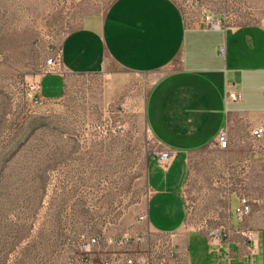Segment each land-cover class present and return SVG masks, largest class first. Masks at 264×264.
Masks as SVG:
<instances>
[{
    "label": "rangeland",
    "instance_id": "obj_1",
    "mask_svg": "<svg viewBox=\"0 0 264 264\" xmlns=\"http://www.w3.org/2000/svg\"><path fill=\"white\" fill-rule=\"evenodd\" d=\"M114 1L0 0V264H73L82 236L135 238L130 232L149 199L147 160L160 148L143 121L127 114L124 99L107 104V75L69 79L64 97L47 100L56 77L43 74L83 19L104 15ZM174 1L195 26L207 25V18L231 27L264 23V0ZM143 79L148 92L153 74ZM254 177L244 155L242 191L251 213L242 232L263 234L262 254L254 258L262 264L264 185ZM222 188L213 210L209 196H189L188 224L204 233L214 251L229 236V185ZM152 241L136 248L142 264H188L171 263L165 250L154 247L164 237L153 235ZM196 250L193 237L192 256ZM254 254L250 247L244 253Z\"/></svg>",
    "mask_w": 264,
    "mask_h": 264
},
{
    "label": "crops",
    "instance_id": "obj_2",
    "mask_svg": "<svg viewBox=\"0 0 264 264\" xmlns=\"http://www.w3.org/2000/svg\"><path fill=\"white\" fill-rule=\"evenodd\" d=\"M216 21L217 27L191 25L174 0H115L104 15L86 16L65 38L60 51L67 74L54 76L47 98L64 97L69 79L105 74L107 104L124 99L127 114L143 121L160 152L176 153L167 166L147 160V219L139 216L130 232L149 247L153 235L164 237L154 247L165 250L171 263L255 264L262 254L263 234H257L256 253L244 255L248 245L236 210L244 195V155L255 183L264 185V143L251 135L264 126V23L231 27ZM146 74H153L148 92ZM235 93L239 101L231 99ZM222 133L226 149L219 145ZM224 185L229 236L214 251L188 224L189 196H209L213 210ZM193 237L199 246L194 256Z\"/></svg>",
    "mask_w": 264,
    "mask_h": 264
},
{
    "label": "built area",
    "instance_id": "obj_3",
    "mask_svg": "<svg viewBox=\"0 0 264 264\" xmlns=\"http://www.w3.org/2000/svg\"><path fill=\"white\" fill-rule=\"evenodd\" d=\"M207 20V24L210 27L218 26L217 21L210 18H207ZM43 74L59 76H65L67 74L61 51L46 62ZM231 99L233 101H239L241 96L235 93L231 96ZM251 135L256 143H264V126L252 130ZM218 141L222 149H226L229 145L226 133H222ZM175 156L176 153L174 151H163L156 154L155 159L162 166H167ZM236 212L241 222L251 213L250 200L246 195L240 197V207ZM139 219L144 221L147 219V216L141 215ZM244 235L248 247L252 249L254 254L257 235L252 231H247ZM219 240L220 237H216L214 245L219 244ZM139 244H141V239L139 238H134L133 240L128 237H122L102 240L96 236H82L77 248V254L73 258V264H142L145 259L142 256V252L136 249Z\"/></svg>",
    "mask_w": 264,
    "mask_h": 264
}]
</instances>
